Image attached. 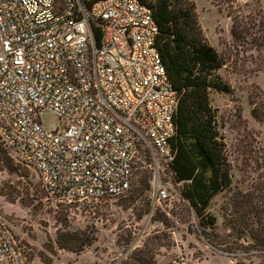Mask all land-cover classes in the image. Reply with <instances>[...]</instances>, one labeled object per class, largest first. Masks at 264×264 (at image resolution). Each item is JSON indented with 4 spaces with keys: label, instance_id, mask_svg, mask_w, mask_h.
<instances>
[{
    "label": "built area",
    "instance_id": "1",
    "mask_svg": "<svg viewBox=\"0 0 264 264\" xmlns=\"http://www.w3.org/2000/svg\"><path fill=\"white\" fill-rule=\"evenodd\" d=\"M156 37L138 0H0V146L36 173L49 201L122 197L141 163L158 200L173 191L159 170L174 159L179 98ZM46 112L61 131L42 124ZM0 264H28L1 220Z\"/></svg>",
    "mask_w": 264,
    "mask_h": 264
},
{
    "label": "rangeland",
    "instance_id": "2",
    "mask_svg": "<svg viewBox=\"0 0 264 264\" xmlns=\"http://www.w3.org/2000/svg\"><path fill=\"white\" fill-rule=\"evenodd\" d=\"M187 1L195 6L206 43L223 60L217 75L230 90L210 95L231 169V191L214 197L208 208L217 219L212 243L163 167L160 183L173 189L167 200L157 199L153 172L141 163L126 195L69 206L46 199L36 173L0 146V220L28 264H264V253L251 251V240H238L229 227L232 195H252L264 212V50L253 44L263 35L264 0ZM41 122L63 129L51 112ZM57 233L89 245L79 253L59 249Z\"/></svg>",
    "mask_w": 264,
    "mask_h": 264
},
{
    "label": "trees",
    "instance_id": "3",
    "mask_svg": "<svg viewBox=\"0 0 264 264\" xmlns=\"http://www.w3.org/2000/svg\"><path fill=\"white\" fill-rule=\"evenodd\" d=\"M152 13L157 27L155 47L165 68L172 90L179 101L174 115L175 134L172 138L174 159L168 171L180 186L179 195L188 205L200 234L212 243L216 216L208 208L217 195L231 191V169L226 146L217 123L216 112L210 105V95L229 93L230 90L217 75L222 68L221 56L209 46L198 24L195 6L187 0H138ZM262 36L253 42L256 50H264ZM233 36L234 32H232ZM96 44L100 29H93ZM253 117L260 121L256 111ZM13 172L11 167H7ZM142 185L148 178L143 175ZM252 195L231 197L230 230L238 240L249 238L250 250L264 253V212ZM59 249L79 253L84 246L76 235L57 233ZM249 254V250H246Z\"/></svg>",
    "mask_w": 264,
    "mask_h": 264
}]
</instances>
